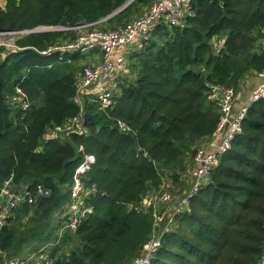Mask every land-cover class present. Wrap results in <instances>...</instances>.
<instances>
[{
	"label": "trees",
	"instance_id": "obj_1",
	"mask_svg": "<svg viewBox=\"0 0 264 264\" xmlns=\"http://www.w3.org/2000/svg\"><path fill=\"white\" fill-rule=\"evenodd\" d=\"M127 1L2 0L0 31L101 19L100 27L115 29L156 0H133L112 16ZM194 6L195 16L161 25L143 50L132 52L131 76L119 78L112 108L101 109L86 94L82 130L52 132L80 114L77 79L102 52L42 53L75 39L77 30L23 34L19 49L0 45V190L8 179L18 192L35 193L39 183L50 189L10 210L0 229V264L30 252L45 255L44 264H134L142 257L154 231V210L143 207L144 198L167 179L182 183L183 192L190 188L182 174L217 134L222 112L210 98L212 86L233 87L237 96L250 76L264 74V0H194ZM18 85L28 108L12 102ZM85 154L95 157L83 177L92 211L76 230L60 234ZM161 243L149 264H259L264 99L250 104L232 147Z\"/></svg>",
	"mask_w": 264,
	"mask_h": 264
},
{
	"label": "built area",
	"instance_id": "obj_2",
	"mask_svg": "<svg viewBox=\"0 0 264 264\" xmlns=\"http://www.w3.org/2000/svg\"><path fill=\"white\" fill-rule=\"evenodd\" d=\"M1 3L2 0H0ZM196 13L197 9L194 6V0H156L144 14L135 18L131 23L115 29H103L100 27L99 24L104 19L75 26L40 25L30 29L0 31V45L6 46L9 50L19 49L15 41L17 37L23 34L43 31L77 30L78 36L75 39L65 43H58L42 51V53L50 54L60 51L62 52L61 57H65L67 56L66 53L102 52V58L86 66L77 79V100L82 106L80 114L70 119L64 125L55 126L52 132L58 134L66 130H72L74 127H78L81 130L85 129L83 104L84 98L87 96L86 94H92V97L90 96L89 99L101 109L108 110L112 108L115 104L114 95L118 82L111 77L114 75L119 77L120 74L124 76L125 73H128L130 54L134 51L143 50L152 33L161 25H168L169 27L182 25L184 20L195 16ZM260 76L263 77V81L253 91L251 103L264 99V74H260ZM105 82L107 84L99 86L95 92H92V88L95 85H102ZM210 98L221 108L222 115L216 133L223 134L222 140L215 151L200 149L195 157L196 166L182 174V177L186 181H191V187L188 190L189 192L185 191V194L175 206V211L170 215V219L162 224L163 228L160 232L157 231V226L162 222L163 217L156 210V203L170 202L172 199L171 193L168 190H164V183L160 190L150 193L144 198L143 207L145 209L153 208L154 210V231L152 237L144 247L142 257L138 258L134 264L150 263L151 257L162 244V236L173 229L171 226L177 216L189 208L190 198L199 191L203 184L207 183L211 171L219 165L220 157L230 150L236 136L242 131V121L246 117L251 103L244 105L237 113L233 114L236 92L233 87L226 85L212 86ZM12 102L24 108H28L30 105L27 93L19 85L12 95ZM226 125H228L227 130L224 131ZM121 126L125 127L124 123H121ZM94 162L95 157L93 155L85 154L83 161L76 168L71 186L70 202L63 210L65 225L62 231L66 229L76 230L92 211V207L85 205L87 188L83 177L90 170ZM35 190L36 192L32 193L26 187L23 191L18 192L13 187L12 179L5 180L2 183L0 190V229L5 224L6 217L11 214V209L17 207L22 202H36L40 197L50 195V189L42 183L37 184ZM156 233H158V236H155ZM4 264L44 263L41 258L33 259L14 256L6 260ZM259 264H264V250Z\"/></svg>",
	"mask_w": 264,
	"mask_h": 264
},
{
	"label": "rangeland",
	"instance_id": "obj_3",
	"mask_svg": "<svg viewBox=\"0 0 264 264\" xmlns=\"http://www.w3.org/2000/svg\"><path fill=\"white\" fill-rule=\"evenodd\" d=\"M10 40V39H9ZM102 56L101 55H99L98 57H93L92 59H90L89 60V62H88V65H90V64H92V63H94V62H96L99 58H101ZM129 58H130V56H129ZM130 61V60H129ZM130 63V62H129ZM128 63V64H129ZM87 65V66H88ZM259 75V74H258ZM120 76H122V74H120L119 75V77H117V76H112L111 78L113 79V80H117V82L119 81V78H120ZM131 76V73L130 72H128V73H125L124 74V76H122L121 77V80H123L124 78H126V77H130ZM260 76V75H259ZM109 81V80H108ZM261 82H262V80H261ZM261 82H259L258 84H257V86L261 83ZM245 83V82H244ZM105 84H107V83H105ZM256 86V87H257ZM255 87V88H256ZM255 88H254V90H255ZM253 90V91H254ZM253 94V93H252ZM238 112V110H236L235 109V107H234V110H233V114H235V113H237ZM208 145H209V143L208 144H206V145H203L202 147H200V149H208L207 147H208ZM199 149V150H200ZM207 181H208V179H207ZM182 183H175V182H173V180L172 179H167L166 181H165V189L164 190H168V191H170V193H171V197H172V199H171V201L170 202H168V203H166V202H157L156 203V210L158 211V212H160L161 213V215H162V217H163V220H162V222L157 226V231L158 232H160V230L163 228L162 227V224L164 223V222H166V221H168L169 219H170V215L172 214V213H174V209H175V206L178 204V202L180 201V199H181V197L185 194V191H187V192H189L188 190L190 189V188H188V189H186L184 192H183V190H184V187L181 185ZM187 188V187H186ZM153 193V192H152ZM174 225H175V221L173 222V224H172V228L174 227ZM64 232V230L62 231V229L60 230V234H62ZM155 236H158V233H156V235Z\"/></svg>",
	"mask_w": 264,
	"mask_h": 264
},
{
	"label": "crops",
	"instance_id": "obj_4",
	"mask_svg": "<svg viewBox=\"0 0 264 264\" xmlns=\"http://www.w3.org/2000/svg\"><path fill=\"white\" fill-rule=\"evenodd\" d=\"M131 55V54H130ZM102 58V57H101ZM99 58V59H101ZM98 59V60H99ZM110 76V75H109ZM108 76V77H109ZM261 77L258 75V74H254L252 76H250L246 81L245 83L243 84V88L242 90L237 94L236 96V101H235V109L236 110H239L241 109V107H243L244 105H249L251 103V98H252V93H253V90L254 88L257 86V84L259 82H261ZM106 83V82H105ZM103 83L102 85H95L93 88H92V92H95L99 86H104ZM91 91V90H90ZM222 137H223V134H216L215 138L209 143L208 145V150L209 151H215L217 148H218V145L219 143L221 142L222 140ZM26 258H33V259H39L41 258L44 259L45 258V255H40L38 253H29L27 256H25Z\"/></svg>",
	"mask_w": 264,
	"mask_h": 264
},
{
	"label": "water",
	"instance_id": "obj_5",
	"mask_svg": "<svg viewBox=\"0 0 264 264\" xmlns=\"http://www.w3.org/2000/svg\"><path fill=\"white\" fill-rule=\"evenodd\" d=\"M132 1H133V0H128L127 3H126L125 5H123L121 8L117 9V10L112 14V16L115 15V14H117L118 12L122 11L123 9H125V8H126L131 2H132ZM227 127H228V125L225 126V130H224V131L227 130ZM147 155L149 156V154H147Z\"/></svg>",
	"mask_w": 264,
	"mask_h": 264
}]
</instances>
